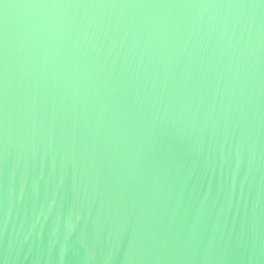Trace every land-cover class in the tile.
Wrapping results in <instances>:
<instances>
[{
	"label": "water",
	"instance_id": "95a60500",
	"mask_svg": "<svg viewBox=\"0 0 264 264\" xmlns=\"http://www.w3.org/2000/svg\"><path fill=\"white\" fill-rule=\"evenodd\" d=\"M4 2L0 264H264L262 0Z\"/></svg>",
	"mask_w": 264,
	"mask_h": 264
},
{
	"label": "snow or ice",
	"instance_id": "6c2138e0",
	"mask_svg": "<svg viewBox=\"0 0 264 264\" xmlns=\"http://www.w3.org/2000/svg\"><path fill=\"white\" fill-rule=\"evenodd\" d=\"M262 4H264V0H262ZM0 5H3L4 8L9 7V5L4 2V0H0ZM65 6L76 7V8H80V7H100V6H104V7H120L119 4H104V5L90 4V3H87L86 0H78V2H76V3L69 2ZM128 6L129 5H125V7H128ZM178 6L182 7L183 5H178ZM5 27H6V25H5Z\"/></svg>",
	"mask_w": 264,
	"mask_h": 264
}]
</instances>
